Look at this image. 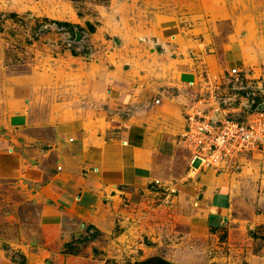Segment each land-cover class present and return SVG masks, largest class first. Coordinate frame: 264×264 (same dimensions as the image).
Segmentation results:
<instances>
[{"label":"crops","instance_id":"0c3cea01","mask_svg":"<svg viewBox=\"0 0 264 264\" xmlns=\"http://www.w3.org/2000/svg\"><path fill=\"white\" fill-rule=\"evenodd\" d=\"M203 1L202 8L215 13L216 0ZM225 9L219 20H210L211 26L186 16L157 18L153 30H136L139 38H155L160 45L161 51L150 56L140 52L132 62L69 67L68 81L40 83V73L35 78L22 75L6 89L3 109L12 117L4 151L0 149V171L5 178L33 185V196L43 201V246L26 254L22 264H104L108 259L136 264L159 257V238L145 228L143 217L134 218L131 212L144 207L138 199L153 181L175 178L179 153L189 158L186 173H176L183 181L177 184L179 196L195 202L203 228L219 231L231 225L234 203L242 193L237 173L197 169L189 152L176 143L185 126L184 111L194 103L199 69L210 79L251 59L249 49L258 38L251 22L239 24L230 0ZM249 11L247 6L244 12ZM188 40L196 42L194 49ZM83 225L108 237L102 258L63 252ZM263 252H248L249 264H264ZM181 258L166 259L204 264L198 258ZM0 264H13L2 249Z\"/></svg>","mask_w":264,"mask_h":264},{"label":"rangeland","instance_id":"374dc122","mask_svg":"<svg viewBox=\"0 0 264 264\" xmlns=\"http://www.w3.org/2000/svg\"><path fill=\"white\" fill-rule=\"evenodd\" d=\"M230 1L239 24L250 21L258 38L249 49L251 59L247 58L235 67L237 78L230 72L233 68H229L219 75L210 76V81L217 88L222 105L233 107L235 117L242 121L250 114L264 110V97L260 98L259 92V88L264 90V0ZM202 2L0 0V149L4 151L3 137L9 132L7 126L12 117L3 109L4 99L8 95L6 89L11 84L15 85L20 76L35 78L40 73V83L50 82L53 78L68 81L69 67L93 62L111 63L117 59L132 62L137 58V53L149 55L155 50L161 51L160 45L153 40L155 38H139L136 30H153L157 27V18L173 20L186 16L200 20L202 25L211 26L213 23L210 20H219L229 0H216L215 13L209 11L211 9L205 11ZM247 6L250 8L248 14L244 12ZM184 24L185 21L182 22ZM188 42L190 49L196 47L193 40ZM191 57L199 61L202 59L197 55ZM204 64L203 61L201 68H205ZM234 65L237 63L234 62ZM199 70L197 84H200L203 73L202 69ZM247 92L254 95H247ZM196 94L194 87L193 95ZM176 143L178 149L182 150L178 140ZM188 159L185 154L179 153L173 170L186 173ZM222 168L237 173L235 178L240 181L242 193L234 203L231 225L219 231L200 225L201 216L195 202L189 196L181 198L178 194L177 184L182 181V176L175 172V178L153 181L148 193L141 194L138 202L141 200L144 207L139 206L131 213L134 218L136 214L143 217L145 228L159 238L156 244L160 258L168 260L182 255L180 260L184 262L198 258L204 264H249L246 259L248 252L264 251V203L259 204L260 197L264 200V155H237L227 160ZM33 187L19 179L5 178L0 171V249L5 251L13 264L26 262V254L38 252L39 247L43 246L39 230L43 201L33 196ZM244 194L248 197L245 198ZM80 229L65 244L63 252L74 255L90 252L102 258V248L108 237L101 236L91 226L83 225ZM129 235L131 239L134 238L132 234ZM145 239L140 240L150 245L149 240ZM136 240L139 239L136 237ZM92 242L95 245L91 247L89 244ZM108 262L115 261L108 259L104 264Z\"/></svg>","mask_w":264,"mask_h":264},{"label":"built area","instance_id":"2783aa9c","mask_svg":"<svg viewBox=\"0 0 264 264\" xmlns=\"http://www.w3.org/2000/svg\"><path fill=\"white\" fill-rule=\"evenodd\" d=\"M230 72L237 78L235 68ZM199 83L194 103L184 111L185 126L178 136V143L189 152L191 162H198L197 169L220 171L234 156L264 155V110L241 121L235 117L233 107L222 105L217 88L204 72ZM259 92L260 98L264 97V90L259 88Z\"/></svg>","mask_w":264,"mask_h":264},{"label":"trees","instance_id":"16d2710c","mask_svg":"<svg viewBox=\"0 0 264 264\" xmlns=\"http://www.w3.org/2000/svg\"><path fill=\"white\" fill-rule=\"evenodd\" d=\"M107 264H117L115 262H108ZM137 264H179V263H172L170 261H167L160 257H151L148 259H145Z\"/></svg>","mask_w":264,"mask_h":264}]
</instances>
